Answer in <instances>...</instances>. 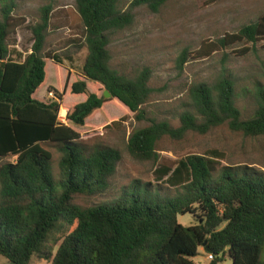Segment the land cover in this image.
Instances as JSON below:
<instances>
[{
    "label": "trees",
    "instance_id": "trees-1",
    "mask_svg": "<svg viewBox=\"0 0 264 264\" xmlns=\"http://www.w3.org/2000/svg\"><path fill=\"white\" fill-rule=\"evenodd\" d=\"M168 1L131 0L130 8L122 10L120 0H75L87 54L81 68L84 80L74 81L71 93H86V81L100 83L137 121L145 120L142 106L154 92L152 71L143 67L127 75L113 68L110 34L132 25L133 8L158 12ZM15 7V0H0V160L15 157L0 166V255L12 264H29L33 256L50 264H196L193 258L202 249L213 257L208 264H219L226 255L233 264H264V170L247 165L218 169L222 153L216 149L187 154L174 167L155 170V178L174 188V195L163 196L157 186L136 180L108 202L90 207L73 202L76 195L107 192L121 154L111 147L86 151L78 143L79 132L59 120L60 110L67 109L60 107L57 89L50 101L33 96L45 79L42 50L53 7L51 2L40 7L25 55L9 48L10 34L21 24L13 16ZM259 40H264V14L236 33L201 43L193 58L238 42L252 48ZM190 55L187 49L180 52L179 70ZM49 58L61 64L55 54ZM188 94L191 108L179 113L178 126L151 120L130 133L127 151L134 159L155 161L156 144L163 137L180 140L189 132L206 134L223 124L246 137L264 136L262 85H256V108L246 118L236 105L230 76L195 83ZM104 99L88 93L65 120L83 126ZM43 143L55 144L61 152L59 179ZM184 214L196 222H178Z\"/></svg>",
    "mask_w": 264,
    "mask_h": 264
},
{
    "label": "rangeland",
    "instance_id": "rangeland-1",
    "mask_svg": "<svg viewBox=\"0 0 264 264\" xmlns=\"http://www.w3.org/2000/svg\"><path fill=\"white\" fill-rule=\"evenodd\" d=\"M49 2L53 8L42 50L45 79L33 96L38 100L50 101L55 94L53 88L57 89L62 94L61 100L57 99L60 107L67 109L60 110L59 120L79 132L78 143L86 151L111 147L121 154L115 173L110 178L109 190L94 196L76 195L74 203L90 207L108 202L120 194L123 187L136 180L157 186L163 196L174 195V188L155 178V170L160 166L174 167L185 155L203 154L209 149L222 153L218 169L224 165H247L264 170V136L246 137L241 132L231 131L226 124L206 134L189 132L180 140L161 138L156 144L158 158L155 161L136 160L127 151L130 133L149 124L151 120H167L172 126H178L179 113L191 108L189 88L199 82L212 83L221 75L230 76L234 80L235 102L242 117L252 115L256 108V85L264 87V40H259L252 48L251 43L238 42L209 56L193 57L201 43L236 33L241 26L257 20L264 14V0H171L158 12H152L145 6L133 8L132 25L110 34L108 48L111 66L121 73L135 75L143 67L151 69L149 85L154 92L142 106L146 119L137 121L135 113L118 100L106 98L102 107L95 110L83 126L67 122V112L85 100L88 93L102 96L104 90L100 83L86 81V93H71V84L84 80L81 68L87 54L83 46L84 26L75 0H15L13 16L21 24L10 34L9 48L23 55L30 52V27L39 21L40 7ZM130 3L131 0H120L119 7L128 10ZM244 48L248 51L240 54ZM183 49L189 50L191 57L179 70L176 59ZM53 54L58 56L61 64L49 58ZM113 121L118 122L110 125ZM42 145L52 153V171L56 179H59L61 152L55 144ZM14 160L15 157H5L0 160V166ZM178 222L190 225L196 221L190 214H184L178 215ZM207 255L200 249L193 259L196 264H208L210 260ZM0 264L12 263L0 255ZM29 264L50 263L33 256ZM219 264H233V261L226 255Z\"/></svg>",
    "mask_w": 264,
    "mask_h": 264
},
{
    "label": "water",
    "instance_id": "water-1",
    "mask_svg": "<svg viewBox=\"0 0 264 264\" xmlns=\"http://www.w3.org/2000/svg\"><path fill=\"white\" fill-rule=\"evenodd\" d=\"M102 96L106 99V98H111V94L107 91V90H104L103 93H102Z\"/></svg>",
    "mask_w": 264,
    "mask_h": 264
},
{
    "label": "built area",
    "instance_id": "built-area-1",
    "mask_svg": "<svg viewBox=\"0 0 264 264\" xmlns=\"http://www.w3.org/2000/svg\"><path fill=\"white\" fill-rule=\"evenodd\" d=\"M50 94L52 95V92H51ZM207 258H208L209 260L213 259V257H212L211 254L207 255Z\"/></svg>",
    "mask_w": 264,
    "mask_h": 264
},
{
    "label": "bare ground",
    "instance_id": "bare-ground-1",
    "mask_svg": "<svg viewBox=\"0 0 264 264\" xmlns=\"http://www.w3.org/2000/svg\"><path fill=\"white\" fill-rule=\"evenodd\" d=\"M66 111V110H65Z\"/></svg>",
    "mask_w": 264,
    "mask_h": 264
}]
</instances>
